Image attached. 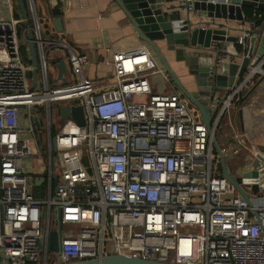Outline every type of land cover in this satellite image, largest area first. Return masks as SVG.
Masks as SVG:
<instances>
[{
  "label": "built area",
  "instance_id": "obj_1",
  "mask_svg": "<svg viewBox=\"0 0 264 264\" xmlns=\"http://www.w3.org/2000/svg\"><path fill=\"white\" fill-rule=\"evenodd\" d=\"M24 1L26 25L14 16V0H0V264H68L110 255L164 264H264V163L253 182L238 184L250 206L211 167L220 117L242 86L264 72L248 71L218 105L209 132L180 94L152 92L148 77L168 76L144 46L111 54L113 85L104 91L80 75L75 84L49 83L47 49L66 47L32 0ZM193 2L177 0L176 9L192 13ZM172 24L185 31L184 20ZM28 31L38 50L37 87L23 53ZM247 37L242 33L237 44L244 47ZM84 64L68 53L67 68L79 72ZM76 99L84 101L83 126L64 120L51 138L50 104L79 106ZM31 108L45 110L44 156L40 117ZM227 125L228 140L241 142ZM24 159H38L40 171L32 175ZM249 162L231 175L250 171ZM56 220L59 250L49 262L48 233ZM62 226L68 227L63 234Z\"/></svg>",
  "mask_w": 264,
  "mask_h": 264
},
{
  "label": "water",
  "instance_id": "obj_2",
  "mask_svg": "<svg viewBox=\"0 0 264 264\" xmlns=\"http://www.w3.org/2000/svg\"><path fill=\"white\" fill-rule=\"evenodd\" d=\"M14 1L20 18L26 25L27 13L24 1ZM164 1L165 0H112L125 15L138 41L145 44L151 50L157 63L171 80L172 85L177 89L184 100L197 111L201 123L210 132L209 112L212 101L217 98L218 94H224L225 96L230 95L234 88L241 86L247 77V70L249 68L252 67L253 71L260 68V62L264 57V0H223L224 2L215 4L210 3L208 0L194 1L192 13H198L197 22L194 25L187 23L185 31H176L173 29L172 23L174 20L166 18L165 13L162 12ZM241 7H250L254 11H258L259 14L254 22L250 23V28L248 30L238 29V32L241 34L245 33L248 37L244 40L246 46L244 47L246 51L245 55L241 56L240 62L236 64L227 60L233 57L222 52L219 45L222 43L237 44L238 37H229L227 33L230 29L225 23H216L214 20H229L241 23L244 18L241 15ZM183 8L185 9L186 7L184 6ZM51 25L55 32L58 33L61 31L59 19L53 20ZM210 26L213 28H209ZM26 38L31 66V82L32 85H34L38 70L37 53L30 31L27 32ZM155 41H163L167 50L173 54L175 61L183 63L184 67L187 69L188 75L193 77L195 85L194 93L187 92L181 86L155 46ZM196 48L210 50L213 53L212 58L204 61V58L188 56L186 54V49L190 50ZM236 57L237 54H235V58ZM54 68L56 69V80L60 81L63 86H65L63 78L66 73V65L64 61L61 60L55 63ZM236 98L237 103L240 104L243 100L241 91L237 92ZM68 119L72 120L77 126H83L82 108L80 106L67 104L61 105L58 109V119L54 124L60 126L64 120ZM34 125L38 129L39 123L37 120H34ZM212 147L220 159V168L223 178L234 186L236 192L247 205L250 206L248 195L243 193L238 184L251 183L253 182L252 179L259 175L257 170L260 169L264 163V145L257 146V153L252 156L249 162L251 170L241 173L239 177H233L227 172L222 154L214 140H212ZM261 188H264V183ZM251 190L253 193H256L257 187L252 185ZM48 240L49 252L57 253L60 240L57 220L55 229L50 230L48 233ZM68 264L164 263L110 255L100 259Z\"/></svg>",
  "mask_w": 264,
  "mask_h": 264
},
{
  "label": "crops",
  "instance_id": "obj_3",
  "mask_svg": "<svg viewBox=\"0 0 264 264\" xmlns=\"http://www.w3.org/2000/svg\"><path fill=\"white\" fill-rule=\"evenodd\" d=\"M32 2L39 17L45 18L49 22L53 34L52 37L57 43L66 47L56 45L47 49L46 62H49L54 67L55 63L63 60L65 65H67L69 52L85 59V64L79 72L66 67V73L63 78L65 85L77 83L79 80L78 76L80 75L83 79L91 81L96 86L97 91H104L113 85V70L109 65L111 54L137 46H145V44L138 41L125 15L112 0H32ZM176 7L177 0H165L162 5V12L165 13V17L168 19L184 20L186 24L190 23L192 25L197 22L198 13L186 14L183 11L177 10ZM55 9L59 12L57 18L51 16V11ZM13 11L15 18L19 19L20 15L16 5ZM2 14L0 11V16ZM174 14L176 18L172 17ZM258 14V11H254L250 7H241V15L244 17L241 23L229 20H216L215 22L225 23L230 29L227 33L228 36L239 38L241 33L238 32V29L248 30L250 23L254 22ZM55 19H59L60 21L61 31L58 33L54 31L51 25V22ZM209 28L213 27L210 26ZM154 44L181 86L187 92L194 93L195 85L193 77L188 75L183 63L175 61L173 54L167 50L163 41H155ZM25 46L26 49L23 52L25 63L27 64L26 61H28L27 65L31 67L28 46L27 44ZM237 47L238 44L230 43H222L219 45L222 52L233 57L227 60L236 64L240 62L241 56L245 55L246 52L244 50L246 46H240L239 49ZM148 50L152 58H155L151 50ZM185 51L188 56L204 58V61L213 56L210 50H203L201 48L186 49ZM36 53L37 61H39L38 50ZM235 54H237L236 58ZM260 64L259 70L264 72V57ZM157 65L159 64L157 63ZM251 68L247 71H250ZM37 74L34 85H32V82L30 83L32 87H37L39 84ZM28 76L31 80V70L28 72ZM256 76L258 75L250 78L242 86L240 90L241 96L243 97L242 102L235 104L233 100L237 101V98L234 96L230 102L227 115H224L218 123V128L220 123H222V125H225L224 127H226L227 131L229 130L227 124L230 123L232 128L239 134L241 143L243 142L248 145L246 148L247 152H245L243 158L244 162H246L245 165L257 153V146L264 145V75H259L260 77L253 82V78ZM53 77L51 80L52 85L63 86L60 81L56 80L55 68H53ZM148 80L151 85V90L154 92H176L180 94L172 85L169 77L166 81L159 74H155L149 76ZM225 97L224 94H218L217 98L212 101L209 112L210 126L217 115L218 105ZM190 108L193 107L190 106ZM195 112L197 113L196 110ZM20 125L21 127L23 126L22 123ZM219 134H221V131ZM225 137L228 139V134Z\"/></svg>",
  "mask_w": 264,
  "mask_h": 264
},
{
  "label": "rangeland",
  "instance_id": "obj_4",
  "mask_svg": "<svg viewBox=\"0 0 264 264\" xmlns=\"http://www.w3.org/2000/svg\"><path fill=\"white\" fill-rule=\"evenodd\" d=\"M38 22H39L41 30L46 31L45 20L39 18ZM144 47L147 50L149 49L146 45ZM53 68L54 67H52V65L48 62L47 67H46V72H47V77H48L49 83H51V80L53 77ZM155 74H158V73H155ZM155 74H152V75H155ZM49 87H51L50 84H49ZM152 92H154V91H152ZM155 93L161 94V92H155ZM73 104L81 106L83 108V110L85 108L83 99H76V101H74ZM60 106H61L60 103L50 104V121H51L52 129H54V127H56V125H53L54 120H55L54 115ZM190 110L192 112H195L194 108H190ZM31 111L33 112V114L38 113L39 117H40V132L38 134L39 135L38 147L41 148V152L44 156L46 154V151H47V149H46L47 128H46L45 110H44V108H33V109L31 108ZM20 119L22 121L24 118L21 117ZM224 126L225 125H222V123H220L219 128L217 129V131L215 130L216 132H214V139H215L217 146H218V148L222 154L225 169L227 170L228 173L232 174L233 176H236V175H238V171H241L242 169H244V167H246V165H245L246 162H244L243 158H244L245 152H247L246 148L248 147V145H246V143H243V142H242L243 143L242 144L241 142L229 141L225 136L230 133V130L227 131L226 127H224ZM220 131H221V134H219ZM51 138H52V136H51ZM53 154L56 155L55 153H53ZM38 162H39L38 159H24L25 167L26 168L30 167V170L32 171V175H35L38 171H40V169L38 168L39 167ZM211 167H212L213 173H217L218 175H220L219 174V172L221 171L220 159L218 158V156L216 155L215 152L213 153V160L211 163ZM54 172H56V171L54 170ZM241 188L248 191L247 185H241ZM61 230H62V234H63L64 232H66V230H68V227L62 226ZM48 257H49V260H48L49 262H54L55 258H56V253L50 252L48 254Z\"/></svg>",
  "mask_w": 264,
  "mask_h": 264
},
{
  "label": "trees",
  "instance_id": "obj_5",
  "mask_svg": "<svg viewBox=\"0 0 264 264\" xmlns=\"http://www.w3.org/2000/svg\"><path fill=\"white\" fill-rule=\"evenodd\" d=\"M194 1H197V0H194ZM199 1H201V0H199ZM24 6H25V2H24ZM58 13H59L58 10L55 9V10L51 11V16H52L53 18H57V17L59 16ZM172 17H175V18H176V15L174 14ZM29 24H30V22L28 21V25H29ZM20 26H23V25H20ZM239 48H240V46L238 45L237 49H239ZM26 62H27V64H28V61H26ZM259 77H260V76H256V77H254V78H253V82H255L256 79L259 78ZM233 101H234L235 104H237V101H236V100H233ZM57 112H58V110H57ZM221 118H222V117H220V119H221ZM220 119H219V121H220ZM217 128H218V125L216 126V130H217ZM55 131H56V127H54V129H52V126L50 125L49 135H50V136H53L54 133H55Z\"/></svg>",
  "mask_w": 264,
  "mask_h": 264
}]
</instances>
